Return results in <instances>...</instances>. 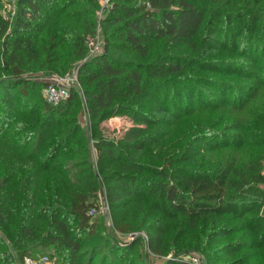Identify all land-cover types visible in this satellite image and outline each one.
Segmentation results:
<instances>
[{"label":"trees","instance_id":"16d2710c","mask_svg":"<svg viewBox=\"0 0 264 264\" xmlns=\"http://www.w3.org/2000/svg\"><path fill=\"white\" fill-rule=\"evenodd\" d=\"M2 1L0 75L7 76L0 78V142L21 157L4 171L10 195H0V228L7 227L17 254L0 238V264L42 256L53 264H156L143 235L120 241L104 213L91 222L101 192L113 210L125 209L116 231L131 232L123 223L128 211L154 197L164 204L155 209L218 224L203 242L205 264H264L261 166H239L235 150L205 169L187 164L194 150L147 163L131 156L161 144L166 124L204 110L220 111L226 120L227 113L248 110L264 128V109L253 102L264 88V0H14L13 16H3ZM99 35L103 51L90 55L89 42ZM60 61L66 71H59ZM35 68L62 75L76 69L82 90L73 87L67 100L51 103L35 87L49 81L38 84L25 75ZM81 111L88 114L86 126ZM117 116L134 124L110 136L106 121ZM239 126H211L193 142L212 141L216 150L248 143L249 133L232 131ZM41 216L49 219L38 232ZM157 235L150 244L160 255ZM231 235L238 237L224 238ZM39 246L45 252L38 254ZM187 252L160 264H196L186 260Z\"/></svg>","mask_w":264,"mask_h":264},{"label":"rangeland","instance_id":"374dc122","mask_svg":"<svg viewBox=\"0 0 264 264\" xmlns=\"http://www.w3.org/2000/svg\"><path fill=\"white\" fill-rule=\"evenodd\" d=\"M108 0H102V4L105 5ZM1 11L3 16H7V13H10L11 16L15 13L16 3L14 0H3ZM102 13V12H99ZM100 39L102 37L99 35ZM65 66V67H63ZM68 66L62 61L59 62V71H66ZM58 71V70H57ZM56 70L51 71L49 74L46 69H30L27 73H25L26 77L32 80H36L38 84L44 82L50 78L51 75L58 73ZM76 69L73 70V72ZM69 73V72H68ZM59 74V73H58ZM62 75V74H61ZM3 76H7L5 74L0 75V78ZM82 83L75 86L82 90ZM36 93L38 96L43 93L45 90V86L36 85ZM254 105L259 109H264V88H261L260 95H258L254 100ZM27 111V110H26ZM29 117L32 116V112H25ZM229 116V120L223 118V113L220 111L213 110H204L201 112H196L194 115L184 118L180 121H176L175 124H166L163 129H165L166 134L162 138L161 144L154 143L153 145L145 148L144 150L133 152L131 154L132 158L136 161L147 163L149 160L154 158H160L164 155H169L176 157H184L190 152L197 151L198 153L195 156H191L187 161L189 166H193L198 169H205L207 167H212L214 162L218 159L217 156L225 157L232 150L234 151V155L237 158V164L239 166H243L244 164H254L255 166H261L260 169L262 174L264 175V138H262L260 131H264L263 127L257 125L252 120V116L248 114V110L246 111H236L235 114L227 113ZM85 111L80 112V119L84 126L87 125L88 117ZM233 116V117H232ZM22 119L26 121H31L30 118L26 117V115H21ZM231 122H237L240 126L236 133L245 134L249 133L251 139H249L248 143H244L240 146L235 147L234 145L228 147L225 150L221 149H212V145H214L212 141H202L200 147H198L193 141V135L202 130H206L207 128L213 126L215 128H211L214 130H222L224 124H228ZM107 125L110 126V132H106L110 136H114L117 134L118 136L124 135L128 128L132 127L134 122L129 117L117 116L106 121ZM144 125V124H143ZM154 128L157 126H153ZM161 131V129L159 128ZM112 132V133H111ZM118 132V133H117ZM264 133V132H263ZM161 135H163L161 133ZM264 136V135H263ZM8 144L3 145V142H0V185H2L3 190L0 191V195H10V192L7 193L6 188L8 181L3 180L2 178L5 174V169L7 168L8 163L11 165L18 164V160L21 155L17 150L9 149ZM3 146V147H1ZM159 149L162 150L163 155H159ZM93 162L96 165L97 156L95 149L92 153ZM169 159V157H168ZM7 163V164H6ZM6 164V165H5ZM153 165H157L153 161ZM158 166V165H157ZM161 166V165H160ZM30 172V171H29ZM73 174V173H72ZM71 174V175H72ZM144 175V173H141ZM19 173L16 174V178H14L10 185L11 188L19 187ZM150 177H153V174H149ZM39 176L42 177L40 173ZM25 176H23L24 178ZM26 178V177H25ZM2 179V180H1ZM77 184V183H76ZM264 185V183H263ZM43 186V182L39 181L38 189H41ZM10 188V189H11ZM35 188H32V190ZM101 192V191H100ZM146 192V191H145ZM157 198L150 197L144 203H136L134 208L130 209L128 212V216L125 224L130 225L131 232L128 234H123L122 232L116 231L115 225L120 221V217L125 215V209H115L113 210L108 204V201L105 197L104 192H101V199L98 202V208L96 210V214L91 215V222H94L97 217V213L105 214V224L108 227V230L114 232L120 241L128 242L130 240H134L139 235H143L146 239V248L152 257V260H156V264H160L165 259H169L173 257L177 251H188V257L195 256L199 257V262L196 264H205L207 250H204V241L206 239L207 233H209V229L213 225H218L213 221V218L210 219H198L196 222H192L190 218H187L182 213H171L173 212L170 208L164 209H155V205L157 207L162 208L164 205L162 202H157L155 200ZM93 208V207H92ZM223 217L222 221L225 220ZM39 226L37 227V231L40 232L41 228H46L47 221L49 216H41L39 217ZM42 225V226H41ZM212 225V226H211ZM157 235L156 246L159 249L160 255L155 254L151 250V237L152 235ZM7 227L0 228V238L8 241L7 243L10 245L11 252L16 255L17 249L11 240L8 239ZM237 235H231V237H224L225 239H237ZM222 238H220L221 240ZM159 246V247H158ZM38 254L45 252V250L39 246L37 247ZM49 251V250H47ZM54 257L58 258L57 251L53 252ZM184 253V252H183ZM27 258V257H26ZM54 258V259H55ZM189 259V258H188ZM53 260H49V264H53ZM17 264H29L27 263V259L24 262L18 261Z\"/></svg>","mask_w":264,"mask_h":264},{"label":"built area","instance_id":"2783aa9c","mask_svg":"<svg viewBox=\"0 0 264 264\" xmlns=\"http://www.w3.org/2000/svg\"><path fill=\"white\" fill-rule=\"evenodd\" d=\"M90 55H94L98 52L103 51L104 44L102 40L98 37L89 42ZM49 84L44 90L47 100L51 103L57 104L61 101L67 100L71 95V89L80 84L78 70L68 73L65 75L54 74L48 79ZM90 214H96L95 209L90 210ZM189 258V259H188ZM27 263L36 264L37 262L49 264V256H42L38 260H33L27 257ZM186 260H191L194 263L199 262V257L187 256Z\"/></svg>","mask_w":264,"mask_h":264}]
</instances>
